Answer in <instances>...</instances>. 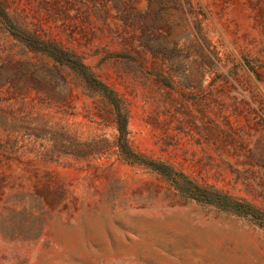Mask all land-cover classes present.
Here are the masks:
<instances>
[{
	"label": "rangeland",
	"instance_id": "374dc122",
	"mask_svg": "<svg viewBox=\"0 0 264 264\" xmlns=\"http://www.w3.org/2000/svg\"><path fill=\"white\" fill-rule=\"evenodd\" d=\"M152 162L264 213V0H0V264H264Z\"/></svg>",
	"mask_w": 264,
	"mask_h": 264
},
{
	"label": "trees",
	"instance_id": "16d2710c",
	"mask_svg": "<svg viewBox=\"0 0 264 264\" xmlns=\"http://www.w3.org/2000/svg\"><path fill=\"white\" fill-rule=\"evenodd\" d=\"M60 53V52H59ZM73 67H76L82 74L84 79L91 85L98 87L102 93V96L113 105L115 111V118L117 124V146L119 153L127 160H132V152L127 143V129H126V113L125 108L120 101L116 98L114 92L108 89L105 85L94 80L89 74L85 72V66L79 63L74 58L71 59ZM149 167L158 173L165 175L170 180L171 184L180 190L181 193L186 194L187 197L194 199L197 202L205 203L209 205H215L217 208L223 210H229L242 216L249 215L252 218L258 220L259 224L264 227V213L258 212L251 208L244 202H237L229 198L226 195H222L215 191H210L195 185L185 177H180L173 173L171 168L163 164H155L154 162L147 164ZM180 181V182H178Z\"/></svg>",
	"mask_w": 264,
	"mask_h": 264
}]
</instances>
